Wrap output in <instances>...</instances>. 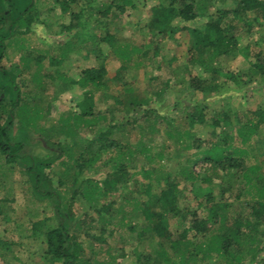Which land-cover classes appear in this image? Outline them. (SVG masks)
<instances>
[{
  "label": "trees",
  "instance_id": "1",
  "mask_svg": "<svg viewBox=\"0 0 264 264\" xmlns=\"http://www.w3.org/2000/svg\"><path fill=\"white\" fill-rule=\"evenodd\" d=\"M108 1L102 8H95L91 2L84 1L77 13H71L74 23L64 27V30L80 28L82 25L79 19L88 10L95 13L96 26L103 29V34L93 36L96 45L107 43L112 47L115 38L108 32L107 21L122 16L127 9L135 8V2L134 0ZM55 2L59 4L63 14H67L71 6L79 3L78 0H55ZM37 10L36 0H0V157L8 165H21L23 175L31 186L32 195L37 200L47 201L51 206L55 222L53 227L42 231L44 221L32 224L33 236H43L42 259L44 262L47 264H94L91 256L86 252V247H92L91 243L83 242L79 237V232L84 225L76 221L73 205L78 196L96 205L97 201L110 199L113 193L121 190L123 191L122 201L127 205L130 204L131 210L125 211L122 203L115 210L113 208L115 202L112 200L106 205L95 208L94 213L101 224L99 236H92L93 241L107 244L115 229L137 233L136 249L131 254L137 264H190L189 262L197 264L199 254L202 260L216 256L228 260L229 264H241V258L236 255V252L245 251L243 249H246L245 253L249 255V259L254 261L255 257L263 251L261 245L264 239V162L246 166L244 159L250 154L245 149V145L256 135L260 126L264 128V111L260 112V110L257 113L256 122L238 127L236 136L241 147L233 145L232 136L228 132L225 133L226 129L232 128L231 120L225 112L217 113L211 118L209 133L214 137L213 141L203 142L196 139L193 132L197 125L208 127L204 113L200 110L184 116L182 121L187 126L184 131L171 129L170 137L176 143L189 139L192 142L189 141L190 144L185 147H194L196 150L193 154L186 156L185 165L179 172L193 187L195 195L212 200V190L208 186L214 177L224 175L231 178L238 173L241 174L245 187L254 189L257 197L246 205L250 209L248 217L239 218L238 216L232 219L230 226L226 225L227 221L222 216L224 208L227 207L226 204H220L215 210L210 209L202 218L196 212L180 209L178 206L179 182L175 178L172 179L168 172L155 173L154 168H146L148 161L151 160L148 148L144 145L140 148L121 145L110 139L112 131L118 129L121 123L116 121L108 123L104 114H97L94 111L93 104V93L106 89L108 83L106 66L103 62L96 68H87L80 73L77 84L87 90L74 106V112L63 119L68 129L78 130L81 126L86 129L95 127L91 139L87 140L82 152L73 159L65 151L70 150L76 143L74 137L77 133H73L69 140L72 143L71 146L66 143L52 142L46 138H38L48 154L41 158L29 155L24 151V147L32 137V129L40 113L36 108H30L24 100L23 82L20 81L21 68L16 65L5 68L1 62L11 41L26 35L30 26L34 22H39ZM202 10L201 0H161L150 7L147 22V27L153 36L173 39L174 36L185 33L189 38L190 45L187 48L188 57L184 70L187 73L185 79L189 82L190 89L205 94L220 90V86L213 83L216 77H223L235 86L249 84L257 77L264 82V55L261 52L253 54L249 50V45L241 47L239 44L242 34L252 33L254 22L259 21L258 19L264 22V0H237L233 9H217L214 14L207 17L204 24L197 26L195 22ZM249 12L255 15L254 21L249 20L247 16ZM101 26L104 27L101 28ZM133 51L139 50L134 48ZM96 52L99 54L100 49ZM113 53L123 62L130 60V52L126 47H118L113 50ZM147 53H151V57L157 59V70L174 61V58L166 60L155 44L151 50L142 54ZM221 58L230 59L235 67L247 64L248 73L240 74L232 70H222L217 64L215 65ZM40 60V56L36 57L35 63L38 65ZM188 66L200 72L208 69L207 72L211 75L210 82L207 83L189 74ZM120 69H124L123 66ZM124 93L126 98L123 102L115 99L114 103L121 105L125 113L138 112L141 113L144 121L155 122V119H158L160 123H169L164 115L151 108L146 96H141L131 89L124 90ZM150 115H155V119L151 120ZM99 120L106 122L105 125L97 127ZM135 122L133 120L131 124ZM128 123L127 121L126 124ZM255 144L257 155L264 156V151L260 152V148L264 147V138L255 140ZM105 152H111V154L107 159H102L101 155ZM84 154L86 159L83 157ZM136 155L142 156L146 166L143 164L140 167L131 166V160L134 161ZM159 159H162V156H159ZM197 162L201 163L198 173L194 170ZM96 164L100 166L99 172L100 169L103 170L100 178L94 179L93 176L82 178L84 172L91 170ZM206 164L207 166H204ZM54 166L62 171L56 182L51 175V169ZM94 172L93 175H95ZM138 174L141 175V180L134 178ZM68 178L71 181L70 197L66 199L59 188L65 186ZM130 181L133 183V190L127 188ZM202 183L207 186L202 188ZM7 201L4 199L2 203ZM5 207L4 204L0 206L3 209ZM2 211L0 214H3ZM115 214L121 215V218L113 224ZM133 214L140 215L143 220V227L139 232L126 220ZM170 219L177 220L181 227L187 224L176 237L169 229ZM215 222L219 224L220 229L215 235L209 237L207 243L197 244L192 238H188L190 232H193L196 237L202 236L207 231V225L209 223L214 225ZM107 226L111 229L105 237ZM146 238L152 244L150 248H145L143 245ZM9 250V243L0 240V257L5 256V252ZM109 264H115V260L112 258Z\"/></svg>",
  "mask_w": 264,
  "mask_h": 264
},
{
  "label": "rangeland",
  "instance_id": "2",
  "mask_svg": "<svg viewBox=\"0 0 264 264\" xmlns=\"http://www.w3.org/2000/svg\"><path fill=\"white\" fill-rule=\"evenodd\" d=\"M78 1L76 6H71L67 14H63L55 0H36L39 22H34L26 35L11 41L1 62L5 68L14 65L21 68L20 81L23 82L24 100L30 108H36L40 113L34 129H32L33 138L28 140L24 151L35 157H44L48 151L43 148L38 138H46L52 142L66 143L71 146L70 136L77 133L76 137L73 136L76 141L74 147L65 150L70 157L76 159L87 144V140L91 139L95 127L86 129L81 126L78 130L68 129L65 127L63 119L74 112V106L82 99L87 90L77 84L80 73L87 68H96L103 62L106 66L108 83L106 89L93 93L94 111L97 114H104L108 123L110 121L121 123L118 129L112 131L111 140L132 147L140 148L141 145H144L149 150L151 160L148 161L147 166L143 162L142 156L137 155L134 161L131 160V166L145 165L146 168H154L155 173H170L172 179L175 178L180 184L178 197L180 209L196 212L202 218L207 215L210 209L215 210L220 204H226L227 207L224 208L222 216L225 217L227 226H230L232 219H236L238 216L247 218L250 209L246 205L255 200L257 196L253 188L245 187L241 174L238 173L231 178L224 175L214 177L208 186L212 190V200L195 195L193 187L184 180L179 172L185 165L186 156L193 154L196 150L194 147H185L190 144L191 140L184 139L181 143H176L170 134H172V128L184 131L187 128L182 121L184 116L200 110L204 113L208 127L197 125L193 132L196 139L203 142L213 141L214 137L209 133L211 118L217 113L225 112L232 124V128L226 129L225 133L228 132L232 136L231 143L233 145L241 147L236 136L237 129L241 125L256 122L257 113L260 110V112L264 111V82L257 77L249 84L235 86L223 77H216L213 83L218 84L220 90L210 91L207 94L192 90L188 86L189 82L185 79L187 73L184 70L188 57L187 48L190 45L189 38L185 33L178 34L173 39L153 36L147 27L150 7L161 0H134L135 8L127 9L122 16L107 21L108 32L115 38L112 47L107 43L96 45L93 36L103 34V29L96 26L95 13L88 10L79 19L82 25L80 28L71 31L64 30V27L74 23L75 20L71 19V13H77L84 1L91 2L95 8H102L109 2L108 0ZM235 1L237 0H201L203 10L199 12L200 15L195 23L197 26H201L206 22L207 17L214 14L217 9H233ZM247 16L250 21H254L253 13L249 12ZM258 20L253 23L252 33L242 34L239 44L241 47L249 45V50L253 54L261 52L264 55V22L261 19ZM154 44L160 49L166 60L174 58L170 65H164L159 70L156 69L157 59L152 58L151 53L142 54L151 50ZM118 47L128 49L130 52L129 61L123 62L118 55L113 53V50ZM134 48L139 51H133ZM98 49H100L99 54L96 52ZM38 56L41 57V60L37 65L35 59ZM218 62L215 65L217 64L224 71L232 70L240 74H247L249 70L247 64L239 67L233 66L230 59L221 58ZM121 66L124 69H120ZM188 67L189 74L207 81V83L210 82L211 75L207 72L208 69L205 72H200L199 70L195 71L191 66ZM244 80L246 81V79ZM126 89L146 96L150 101L151 108L164 115L169 123H160L158 119L154 118L155 115H150L151 120L155 119V122H152L153 120L144 121L141 118V113H125L121 105L114 103V100L118 99L123 102L126 98L124 97ZM133 120L136 121L135 124H131ZM105 123L99 120L97 127H102ZM263 138L264 128L260 126L256 135L245 145V149L250 153L244 159L246 166L264 162V156L257 155L255 144V140ZM114 151L116 152V150ZM263 151L264 147H261L260 152L263 153ZM110 154L111 152H105L101 158L107 159ZM159 156H162V159H159ZM83 157L87 158L85 154ZM200 166L201 163L197 162L196 169H194L196 173L200 171ZM99 167V164H96L91 170H86L82 178L93 176L94 179H99L100 173L103 171L100 169L99 172ZM22 170L21 165H8L0 157V206L6 205L4 209L0 208V211L3 210V214H0V240L10 245L9 252H5V256L0 257V264H45L46 262L42 259L43 236H33L32 224L44 221L45 223L41 227V230L44 231L53 227L55 222L50 204L47 201L35 199ZM61 172L57 166L51 169L54 182L62 174ZM134 178L142 179L140 174ZM70 182V178H68L65 181V186L59 188L66 199L70 197ZM201 186L205 188L207 184L203 185L202 183ZM127 188L133 190L132 181L128 183ZM122 192V190L115 192L110 199L99 200L95 203L96 205L78 196L73 205L76 221L84 225L79 232V237L83 242L91 243L92 249L86 247V252L91 256L94 264H109L112 258L115 260V264L135 263L131 254L136 249L137 233H128L125 229H115L107 244H100L92 240V236H99L101 224L98 216L94 213L95 208L106 205L112 200L115 202L113 206L115 210L121 203L124 204L125 211L131 210L130 204L127 205L122 201ZM4 199L8 201L2 203ZM120 218L121 215L115 214L113 224ZM126 220L134 225L138 232L143 227V220L138 214H133ZM186 225L181 227L177 220L170 219L168 226L173 236L176 237ZM105 228V237H107L111 228L109 226ZM219 229L218 223L215 222L214 225L209 223L206 233H203L202 236L196 237L193 232H190L188 238H192L197 244L207 243L209 237L215 235ZM143 245L145 248H150L152 244L146 238ZM261 246L263 251L255 257L254 261L249 259V255L245 253L246 249L236 252V255L241 258V264H264V239ZM189 263L193 264V262ZM197 264H229V262L223 257L216 256L202 260L201 254H199Z\"/></svg>",
  "mask_w": 264,
  "mask_h": 264
}]
</instances>
